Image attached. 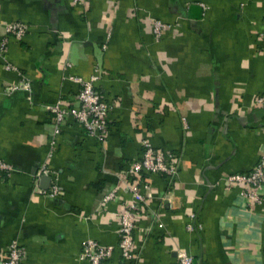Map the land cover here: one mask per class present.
Segmentation results:
<instances>
[{
	"label": "crops",
	"instance_id": "0c3cea01",
	"mask_svg": "<svg viewBox=\"0 0 264 264\" xmlns=\"http://www.w3.org/2000/svg\"><path fill=\"white\" fill-rule=\"evenodd\" d=\"M17 20L25 34L5 35ZM3 37L0 158L13 170L0 171V259L13 238L20 264H84L86 238L115 245L129 198L122 171L146 139L177 166L141 177L135 264H177L176 249L196 264H264V206L226 181L264 158V0H0ZM93 74L111 105L105 137L67 117L47 156L46 105L75 104L73 77ZM42 162L56 173L52 197L37 191L50 182L34 177ZM118 262L115 249L106 264Z\"/></svg>",
	"mask_w": 264,
	"mask_h": 264
},
{
	"label": "built area",
	"instance_id": "2783aa9c",
	"mask_svg": "<svg viewBox=\"0 0 264 264\" xmlns=\"http://www.w3.org/2000/svg\"><path fill=\"white\" fill-rule=\"evenodd\" d=\"M75 3H83L86 0H73ZM164 23L159 20L153 21V31L158 33L159 28ZM5 35H12L15 38H21L26 30L27 24L23 21H9L3 24ZM6 37V36H5ZM5 37L0 43V53L3 51ZM6 67H9L6 65ZM79 84L76 92V103L67 105L60 99L53 103L47 104L46 109L53 116V129L51 137L48 140L49 150L47 156L52 154L56 144V135L59 133L64 120L67 117L72 118L78 123L83 131L91 136L102 140L108 130L107 120L111 105L105 101L94 87V81L97 76L90 75L88 78L73 77ZM26 81L14 83L4 87L5 91H12L17 88H27ZM264 95L256 98L261 103ZM141 152L137 159L130 161L122 171L126 177V191L129 198L123 202V206L116 213L117 235L118 239L115 245L101 244L95 239L86 238L82 241L78 259L84 264H106L111 258L114 250H118V264H135L136 253L133 243V229L138 214L140 202L143 195L140 187L147 188L149 184L142 181L141 177L149 174H163L172 177L176 172V156L167 149L155 148L148 140L141 141ZM13 170V166L7 161L0 158V171L8 174ZM41 176L50 178L47 189L37 188V191L43 195L52 197L57 194L58 187L56 184L55 171L42 162L34 173L36 179ZM228 183L241 184V195L246 199L247 204L259 203L264 206V158H261L248 171L233 172L226 175ZM116 193V189L103 196V200L110 199ZM193 217V214H190ZM188 230L192 229V223L186 224ZM25 256V249L17 239L13 238L7 246L6 256L0 259V264H20ZM177 264H196L193 256L183 249L175 250Z\"/></svg>",
	"mask_w": 264,
	"mask_h": 264
},
{
	"label": "water",
	"instance_id": "95a60500",
	"mask_svg": "<svg viewBox=\"0 0 264 264\" xmlns=\"http://www.w3.org/2000/svg\"><path fill=\"white\" fill-rule=\"evenodd\" d=\"M45 177V178H49L48 176H42V178Z\"/></svg>",
	"mask_w": 264,
	"mask_h": 264
}]
</instances>
